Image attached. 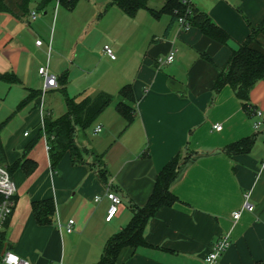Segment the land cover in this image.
<instances>
[{"label":"crops","instance_id":"obj_1","mask_svg":"<svg viewBox=\"0 0 264 264\" xmlns=\"http://www.w3.org/2000/svg\"><path fill=\"white\" fill-rule=\"evenodd\" d=\"M22 1L5 0L8 10L0 11V73L18 79L0 80V137L5 165L30 160L36 167L26 174L12 166L16 196L4 230L7 247L30 264H95L108 239L131 219V207L147 202L157 174L181 153L190 156L170 185L175 201L148 219L146 244L124 247L118 262L203 264L213 243L228 234L230 245L215 264H264V78L249 94L260 116L244 109L229 84L213 88L250 26H264V0H191L229 35L226 43L179 22L164 34L170 15L155 17L150 8L165 0H149L148 8L132 16L110 0H77L72 8L57 0L44 8H38L40 0H29L23 8ZM251 44L264 53V30ZM170 50L173 61L157 63ZM42 66L56 77V86L44 90ZM127 83L136 98L129 125L116 109ZM99 91L114 99L76 141L101 157L107 183L92 154L83 152L85 162L75 163L66 152L51 165L41 131L43 118L63 115L69 99L81 101ZM97 126L101 130L94 132ZM249 136L254 143L248 152L224 150ZM107 191L120 197L109 220ZM246 194L252 211L243 208ZM43 199L53 201L55 212L50 223L38 224L32 203Z\"/></svg>","mask_w":264,"mask_h":264},{"label":"trees","instance_id":"obj_2","mask_svg":"<svg viewBox=\"0 0 264 264\" xmlns=\"http://www.w3.org/2000/svg\"><path fill=\"white\" fill-rule=\"evenodd\" d=\"M29 0L22 1L25 8ZM53 0H40L38 8H44ZM77 0H58L67 8H72ZM149 0H110L109 5H115L126 14L132 16L140 8H148ZM8 10L5 0H0V11ZM151 13L157 17L162 13L170 15V22L164 34H166L173 23L183 19V24L198 28L207 37L219 42L226 43L229 35L216 25L209 15L197 8L191 0H165L158 9L150 8ZM264 30L263 24L257 28L250 26V34L237 49L230 54L225 66L216 75L213 88L218 89L224 84H229L235 91L244 109L251 113L254 109L249 105V94L254 84L264 78V53L254 48L251 42L258 32ZM0 80L12 83L17 81L13 73H0ZM30 94L25 100L32 97ZM119 101L116 109L129 125L134 118L136 111V98L132 85H123L118 93ZM114 97L106 91H99L94 96H87L81 101L68 100L67 111L57 119L45 116L43 118V131L48 140V152L51 165L57 164L61 157L69 152L73 162H85L83 152L76 141L77 130L83 133L92 125L98 115L108 106ZM24 100V101H25ZM4 122H0V131ZM254 143V136H249L232 142L224 147L229 154L248 152ZM32 145L29 144L28 147ZM93 164L98 166V175L103 183H107V172L102 166V159L97 154ZM190 154H175L157 174L154 188L147 202L143 206L133 205L132 217L125 227L114 233L107 241L102 255L95 264H122L118 262L120 251L124 247H137L146 244L143 230L146 222L156 211L175 201V196L170 191V185L177 176V173L189 158ZM6 155L0 137V163L5 164ZM11 174L12 166H20L26 174H29L36 167V163L24 160L22 163L6 165ZM32 212L38 224H46L52 221L55 212L54 203L51 199H43L32 203Z\"/></svg>","mask_w":264,"mask_h":264},{"label":"built area","instance_id":"obj_3","mask_svg":"<svg viewBox=\"0 0 264 264\" xmlns=\"http://www.w3.org/2000/svg\"><path fill=\"white\" fill-rule=\"evenodd\" d=\"M58 2V0H57ZM35 12L31 13V17L35 18ZM178 22L183 26L188 27L183 24V19L179 18ZM41 40L37 39L36 44H41ZM104 52L111 58L114 59L115 55L112 49L108 46H104ZM174 50H170L165 57H159L157 59V63L164 64L170 63L174 59ZM39 74L44 79V90L47 88H51L57 85L56 77L51 75L45 66H42L38 69ZM254 114L260 116V111L254 110ZM259 122L254 124L255 128H258ZM214 129L220 130L221 125L216 124L213 126ZM101 130V126H97L94 129V132H99ZM49 148V146H47ZM15 196H16V184L8 171V168L5 164L0 163V264H30L27 260L21 258L18 254L7 247V244L4 239V230L6 227V223L9 217L12 214L14 205H15ZM107 196L111 200V207L108 211L107 219L109 220L113 214L116 212L117 205L120 203V197L114 194L111 191H107ZM245 202L243 208L252 211L254 209L253 205L250 204L247 200L248 195H245ZM240 215L239 211H235L232 213L234 219H237ZM73 220L70 219L68 224L66 225V231L70 232L72 230ZM230 239L228 234L221 235L218 239L213 243L211 250L204 256L203 264H215L218 258L222 255V253L229 247ZM4 249V252L2 250Z\"/></svg>","mask_w":264,"mask_h":264},{"label":"rangeland","instance_id":"obj_4","mask_svg":"<svg viewBox=\"0 0 264 264\" xmlns=\"http://www.w3.org/2000/svg\"><path fill=\"white\" fill-rule=\"evenodd\" d=\"M152 1H154V0H150V3H152ZM37 13L40 15V12H38L37 11ZM4 100V99H3ZM2 100V101H3ZM5 101V100H4ZM7 101V100H6ZM91 127V126H90ZM90 127L87 129V130H89L90 129ZM80 131L81 130H77V133H76V138H80L81 137V134H80ZM88 132V131H87ZM80 147V150L82 151V152H85V155H90V154H92V158H91V160L94 162L95 160H96V157L94 156L95 154L92 152V151H84L83 149H82V147L81 146H79ZM90 152H92V153H90ZM84 155V154H83Z\"/></svg>","mask_w":264,"mask_h":264},{"label":"water","instance_id":"obj_5","mask_svg":"<svg viewBox=\"0 0 264 264\" xmlns=\"http://www.w3.org/2000/svg\"><path fill=\"white\" fill-rule=\"evenodd\" d=\"M4 252V249L2 250V252L1 253H3Z\"/></svg>","mask_w":264,"mask_h":264}]
</instances>
